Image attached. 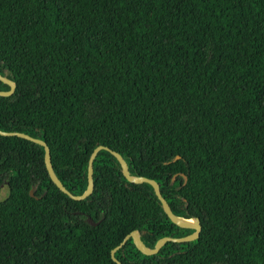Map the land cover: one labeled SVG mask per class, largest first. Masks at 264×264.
Wrapping results in <instances>:
<instances>
[{
	"label": "trees",
	"instance_id": "16d2710c",
	"mask_svg": "<svg viewBox=\"0 0 264 264\" xmlns=\"http://www.w3.org/2000/svg\"><path fill=\"white\" fill-rule=\"evenodd\" d=\"M0 74V130L43 140L71 194L104 145L198 218L152 255L127 239L122 264H264V0H0ZM92 180L73 200L42 146L0 135V264H115L132 230L192 232L104 149Z\"/></svg>",
	"mask_w": 264,
	"mask_h": 264
},
{
	"label": "water",
	"instance_id": "95a60500",
	"mask_svg": "<svg viewBox=\"0 0 264 264\" xmlns=\"http://www.w3.org/2000/svg\"><path fill=\"white\" fill-rule=\"evenodd\" d=\"M0 81L8 86L7 90H0V96L11 95L15 89V83L12 80L6 78L5 76H3L1 74H0ZM0 135L1 136H17V137L26 139L28 141L34 142V143L42 146L43 147V164H44V167H45V170L47 172L49 179L61 192H63L69 198H71L73 200H82V199L86 198L92 192V189H93L92 161L95 158L96 153L99 150L104 149L115 157V159L119 163L120 172L127 182L134 183V184L147 183L152 187L153 192H154L157 200L159 201L163 212L165 213V215L167 216V218L170 220L171 223L175 224L179 228L192 230V232H190L189 234L184 235V236H179V237L162 236V237L158 238L150 248L143 245V243L141 242V240L139 238L138 231L132 230L129 233H127L116 246H114L112 249H110V258L115 264H122L119 260H117L114 257V252L122 244H124V242L127 239L131 240V243L134 245V247L141 254L152 255V254H155L165 242H168V241H170V242H186V241H191V240H194L197 238L198 233L200 231V224H199L198 218H196V217L184 218V217L175 215L171 211L166 200L162 197L160 190H159L158 183L155 180L147 178L145 176H138V175L130 174L129 170H128L127 163L125 162V160L122 158V156L118 152L111 150L104 145H96L92 149V151L90 152L88 159H87L86 186L80 194L74 195L65 189V187L62 185V183L59 181V179L55 175L53 168H52V165H51V162H50L49 148L43 140H41L37 137H32V136H30L26 133H23V132H15V131L7 132V131L0 130ZM176 157L177 156H175V158ZM180 175L183 178V182H185V179H186L185 175L182 173H180ZM174 177H175V175L172 176L171 180H173ZM33 189H34V187H32L29 190V195H32ZM85 221L89 222L90 224H94V222H92L89 217H86Z\"/></svg>",
	"mask_w": 264,
	"mask_h": 264
},
{
	"label": "rangeland",
	"instance_id": "374dc122",
	"mask_svg": "<svg viewBox=\"0 0 264 264\" xmlns=\"http://www.w3.org/2000/svg\"><path fill=\"white\" fill-rule=\"evenodd\" d=\"M7 194V189L4 183L0 184V199H2L3 197H5V195Z\"/></svg>",
	"mask_w": 264,
	"mask_h": 264
}]
</instances>
